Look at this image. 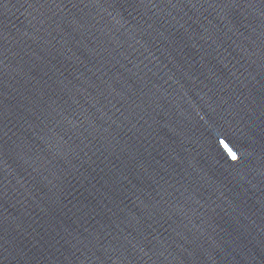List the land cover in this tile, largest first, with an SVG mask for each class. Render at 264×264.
I'll return each instance as SVG.
<instances>
[{
	"label": "water",
	"instance_id": "obj_1",
	"mask_svg": "<svg viewBox=\"0 0 264 264\" xmlns=\"http://www.w3.org/2000/svg\"><path fill=\"white\" fill-rule=\"evenodd\" d=\"M0 264H264V0H0Z\"/></svg>",
	"mask_w": 264,
	"mask_h": 264
},
{
	"label": "clouds",
	"instance_id": "obj_2",
	"mask_svg": "<svg viewBox=\"0 0 264 264\" xmlns=\"http://www.w3.org/2000/svg\"><path fill=\"white\" fill-rule=\"evenodd\" d=\"M236 159H237V155L233 154V155L231 156V160L235 161Z\"/></svg>",
	"mask_w": 264,
	"mask_h": 264
}]
</instances>
